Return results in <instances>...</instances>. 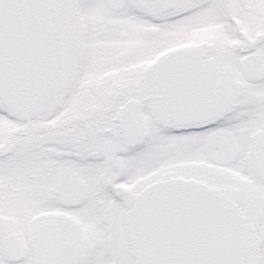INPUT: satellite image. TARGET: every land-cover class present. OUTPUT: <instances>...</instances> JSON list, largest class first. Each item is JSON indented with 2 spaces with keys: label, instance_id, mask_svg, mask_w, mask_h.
I'll return each mask as SVG.
<instances>
[{
  "label": "snow or ice",
  "instance_id": "1",
  "mask_svg": "<svg viewBox=\"0 0 264 264\" xmlns=\"http://www.w3.org/2000/svg\"><path fill=\"white\" fill-rule=\"evenodd\" d=\"M0 264H264V0H0Z\"/></svg>",
  "mask_w": 264,
  "mask_h": 264
}]
</instances>
